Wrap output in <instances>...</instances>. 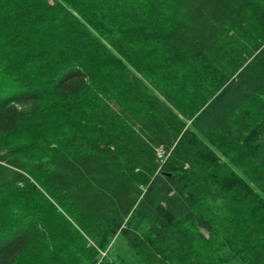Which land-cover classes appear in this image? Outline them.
Returning <instances> with one entry per match:
<instances>
[{"label": "trees", "instance_id": "1", "mask_svg": "<svg viewBox=\"0 0 264 264\" xmlns=\"http://www.w3.org/2000/svg\"><path fill=\"white\" fill-rule=\"evenodd\" d=\"M39 1L0 0V264H264V0H50L74 38L13 58Z\"/></svg>", "mask_w": 264, "mask_h": 264}, {"label": "rangeland", "instance_id": "2", "mask_svg": "<svg viewBox=\"0 0 264 264\" xmlns=\"http://www.w3.org/2000/svg\"><path fill=\"white\" fill-rule=\"evenodd\" d=\"M39 2H40V4H37V7L39 8V10H41V12H43L45 15H48L49 17H48V19L46 21L39 22V23L36 24V26L38 28L40 26H42L41 30H43V31H41V32L39 31L38 32V30H37L38 28H36L37 32H34L33 35H32V39L33 40H30V38H29V39H23L21 41H18L20 38H22L20 35L17 34L18 32L13 34L15 31L13 32V30L11 28L8 27V28L5 29L6 30L5 33L11 32L15 36L18 35L17 40L14 41V42L15 43H20V46L14 45V47H11V50H13V51L10 54V56L13 57V58H19V56L20 57L23 56L22 54L24 52L29 50L31 47L33 48V45H35V43L37 42L36 41L37 38L46 37V35L48 33L55 34V37L53 39H51V40H53L55 42L59 41L61 39L67 38V37H68V39L71 38V37L74 38V36L70 35L71 36L70 37L68 35V31L71 28V23H72L69 15L68 16L65 15L62 11L53 12L54 10H52V11L48 10V6H49L48 3L51 2L50 0H40ZM32 12H33V9L28 14L29 18H32L31 17ZM35 13H33V14H35ZM25 17H27V16H25ZM18 23H22V22L18 21ZM21 25L22 24H20V26ZM13 27L18 29L16 23L13 24ZM30 27H32V24L30 25ZM22 28H23V30H21V31H26V29H28L29 27H28V25H24L23 24ZM45 40H47V38H45ZM47 41H49V40H47ZM18 54H20V55H18ZM74 61H75L74 59L69 58V59H66V60L62 61L61 63L59 61L56 65L62 67L65 64H70V63H72ZM26 134L28 136H34L35 135L34 131H27ZM50 134L53 135L52 133H50ZM18 137H19V135L11 136L10 138L7 139V141H9V142L15 141Z\"/></svg>", "mask_w": 264, "mask_h": 264}]
</instances>
